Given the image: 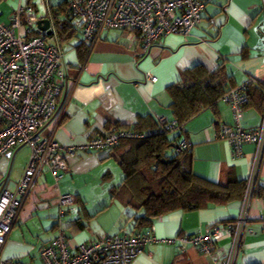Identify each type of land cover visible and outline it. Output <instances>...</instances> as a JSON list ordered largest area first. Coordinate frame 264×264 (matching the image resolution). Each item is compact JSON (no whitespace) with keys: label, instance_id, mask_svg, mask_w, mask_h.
Listing matches in <instances>:
<instances>
[{"label":"crops","instance_id":"0c3cea01","mask_svg":"<svg viewBox=\"0 0 264 264\" xmlns=\"http://www.w3.org/2000/svg\"><path fill=\"white\" fill-rule=\"evenodd\" d=\"M27 1L0 0V25H10L15 10ZM218 17L222 20L218 21ZM263 17L260 0H210L201 24L190 37H167L149 53L143 51L137 34L123 31L103 33L86 57L68 48L65 60L69 77L79 80V84L63 116L53 123L56 141L64 147L84 145L106 134L109 120L131 130L145 117L172 120L168 109L172 100L167 89L179 84L184 74L209 75L224 68L233 79L231 85L239 87L248 77H253L241 72L242 61L260 58L264 64ZM149 76L157 81L149 82ZM263 117V105L250 103L244 111L242 125L245 130H257L262 126ZM233 123L231 108L223 102L218 105L217 114L208 109L188 123L187 139L193 147V169L197 176L218 183L229 169L232 178L248 179L256 161L257 147L244 145L238 157L226 142L218 139L220 126ZM262 153L258 180L264 183V151ZM30 156L31 150L23 147L0 158V188L10 192L17 190ZM67 162L69 171L61 180L59 190L75 198L72 211L59 222V193L53 177L44 170L36 188L24 201L1 252V261L43 264L41 251L60 230L72 251L106 237L133 234V223L126 216L130 214L110 196V189L121 181V169L112 152L80 154L67 158ZM108 174L110 177L106 178ZM241 210V202H235L160 218L152 228L157 242L147 247L133 264H174L179 249L172 240L197 236L214 224L236 220ZM249 218L255 233L245 237L237 264H264V198L252 199ZM230 246L231 237L225 234L211 256L201 255L191 246L184 250L191 264H213L227 255Z\"/></svg>","mask_w":264,"mask_h":264},{"label":"built area","instance_id":"2783aa9c","mask_svg":"<svg viewBox=\"0 0 264 264\" xmlns=\"http://www.w3.org/2000/svg\"><path fill=\"white\" fill-rule=\"evenodd\" d=\"M13 1V0H6ZM210 0H60L66 2L81 30L84 42L92 48L107 31L137 34L142 49L149 53L152 47L170 36L190 37L201 24ZM46 9L20 5L10 25H0V158L16 150H31L29 164L16 192L0 188V257L16 225L24 201L36 188L44 170L53 177L59 193V222L72 211L75 198L60 193L59 184L69 171L67 158L80 154L111 151L122 139L144 140L148 133L134 131L111 132L98 136L84 145L64 147L56 141L53 123L61 119L79 84L69 77L65 53L57 45L49 44L46 35L37 29L40 21L49 20L52 35L55 29L50 16V0H41ZM264 12V0H261ZM35 31L41 34L34 37ZM154 83L155 77H148ZM257 87L264 91V82L249 79L230 90L222 98L231 108L234 123L222 125L218 138L241 154L244 145L257 147L256 161L248 177L242 210L234 224H214L195 237L172 240L180 251L184 247H197L210 256L214 245L225 234L231 237L227 255L213 264H237L244 239L253 235L249 211L252 194L258 179L259 165L264 151V117L257 130H245L242 125L245 107L249 104L248 91ZM166 123L165 119L160 120ZM171 131L173 128L168 127ZM151 235L106 237L72 251L62 230L41 251L43 264H133L143 253V247L156 243ZM0 264H10L1 261Z\"/></svg>","mask_w":264,"mask_h":264},{"label":"trees","instance_id":"16d2710c","mask_svg":"<svg viewBox=\"0 0 264 264\" xmlns=\"http://www.w3.org/2000/svg\"><path fill=\"white\" fill-rule=\"evenodd\" d=\"M28 6L37 8L32 0L27 1ZM49 12L56 39L46 37V41L59 46L64 53L68 48H73L82 57H86L91 48L84 42L82 32L76 26V19L68 4L60 2L51 5L50 3ZM79 35L82 39H79ZM40 36L41 34L35 31L34 37ZM74 41L78 42L74 44ZM185 75L179 84L167 89L172 100L168 107L172 120L165 119L164 124L161 123V118L157 119L153 116L141 118L134 130L112 120L107 122V133L121 131L148 133V137L144 140L122 139L120 144L111 150L113 158L122 171L123 180L119 186L110 189V196L126 209L130 214L126 216L133 223V234L122 233L116 236L149 234L154 237L152 230L154 223L172 213H191L214 206H227L235 202L242 204L244 200L248 179L232 178L229 169L224 171L223 179L218 183L194 173L195 157L193 147L187 139L186 129L188 123L208 109L217 114L218 105L223 102L222 98L236 88L231 85L233 79L228 76L224 68L209 75L203 73ZM248 94L249 104H262L264 109L262 89L251 87ZM168 127L173 130L169 131ZM107 177L110 175L108 174ZM258 179L252 199L264 198V183ZM234 222L235 220L219 224L230 225ZM151 245L144 246L143 253ZM191 247L201 255L207 256L197 247ZM185 252H178L174 264H191Z\"/></svg>","mask_w":264,"mask_h":264},{"label":"rangeland","instance_id":"374dc122","mask_svg":"<svg viewBox=\"0 0 264 264\" xmlns=\"http://www.w3.org/2000/svg\"><path fill=\"white\" fill-rule=\"evenodd\" d=\"M51 2V5H57L60 3V0H50ZM218 1V0H217ZM220 1V0H219ZM33 2V5L37 6L38 7V10L40 11V13L44 12V6L42 5L41 3V0H32ZM261 2V0H260ZM262 5V3H261ZM25 6H27V4L25 3ZM213 11V10H212ZM214 12V11H213ZM262 15L264 16V12L262 11ZM222 20L221 17H218V21ZM264 22V17H263V20ZM264 25V24H263ZM79 38V37H78ZM246 63V64H245ZM240 65L242 67H244L243 70H241V72L243 73H246V74H251L253 77H248V80L249 79H256L257 81H262L264 80V64H263V61L259 58L258 60H246L243 61L240 63ZM121 178V179H120ZM119 179L121 180L118 184H121L122 183V180H123V174H122V171L120 170V173H119ZM6 180V177L5 179ZM119 186V185H118ZM16 192V191H15Z\"/></svg>","mask_w":264,"mask_h":264},{"label":"water","instance_id":"95a60500","mask_svg":"<svg viewBox=\"0 0 264 264\" xmlns=\"http://www.w3.org/2000/svg\"><path fill=\"white\" fill-rule=\"evenodd\" d=\"M37 29L39 32L44 33L47 37L52 35L51 23L49 20L40 21L37 24Z\"/></svg>","mask_w":264,"mask_h":264}]
</instances>
